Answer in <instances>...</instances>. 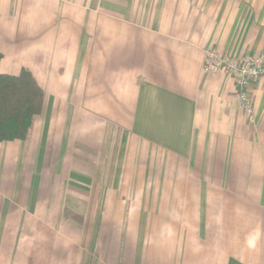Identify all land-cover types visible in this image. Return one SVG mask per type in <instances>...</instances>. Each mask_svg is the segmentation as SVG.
I'll list each match as a JSON object with an SVG mask.
<instances>
[{
    "label": "crops",
    "instance_id": "crops-1",
    "mask_svg": "<svg viewBox=\"0 0 264 264\" xmlns=\"http://www.w3.org/2000/svg\"><path fill=\"white\" fill-rule=\"evenodd\" d=\"M212 51L262 54L264 0H0V73L45 96L0 144V264H264V78L251 124Z\"/></svg>",
    "mask_w": 264,
    "mask_h": 264
},
{
    "label": "trees",
    "instance_id": "trees-1",
    "mask_svg": "<svg viewBox=\"0 0 264 264\" xmlns=\"http://www.w3.org/2000/svg\"><path fill=\"white\" fill-rule=\"evenodd\" d=\"M3 56L0 54V62ZM44 92L30 71L0 73V144L25 141L44 110Z\"/></svg>",
    "mask_w": 264,
    "mask_h": 264
},
{
    "label": "built area",
    "instance_id": "built-area-1",
    "mask_svg": "<svg viewBox=\"0 0 264 264\" xmlns=\"http://www.w3.org/2000/svg\"><path fill=\"white\" fill-rule=\"evenodd\" d=\"M204 73L208 75L224 73L231 77L235 82V99L240 109L251 124L256 122L250 86L264 78V52L255 57L241 59L231 58L218 52H209L204 65Z\"/></svg>",
    "mask_w": 264,
    "mask_h": 264
},
{
    "label": "rangeland",
    "instance_id": "rangeland-1",
    "mask_svg": "<svg viewBox=\"0 0 264 264\" xmlns=\"http://www.w3.org/2000/svg\"><path fill=\"white\" fill-rule=\"evenodd\" d=\"M82 168H83V170H82L83 173H80V174L79 173H76V174L72 173V174H70L72 179L71 178L70 179H64V176H63L65 174L64 170L59 169L58 166H52L51 173H52V177L54 175V179L52 178V181H51V184H52L51 185V187H52L51 190H52V193L54 195H52L50 197V204L51 205L56 206V205H60V204L65 203L66 198L61 197V196L58 195V193H59L58 189L64 187V185H65V188L66 187L67 188H72V189H76L77 191L80 190V191H83V192L88 191V190L91 189V185H92L91 184V178H90V168H91V166H90L89 159L84 161V163L82 165ZM103 168L105 170L106 169V165H103ZM69 172H70V170L68 168L66 176H68ZM59 179H61V180H59ZM96 185L97 184L95 183V187L97 188ZM118 187H120V183L119 182H115V181H111L110 182V181H106V180L100 181L99 182V186H98V188H100V189L118 188ZM87 198H89V197H87ZM69 199L70 198H68L67 200H69ZM71 199H73V198H71ZM103 200H105L104 197H103ZM99 201H101V198H99ZM88 202H89V200H88ZM67 204H68V202H67ZM65 215H66L65 217H67V223H66L67 229L66 230L69 231V232H72V233H74L76 231H77V233H79L80 229H75V227H74L75 219L72 220L73 221L72 224L70 223V218L69 217L71 216L73 218V216H76L75 213H66ZM62 220H63V218H62ZM86 231H88V230H86Z\"/></svg>",
    "mask_w": 264,
    "mask_h": 264
}]
</instances>
